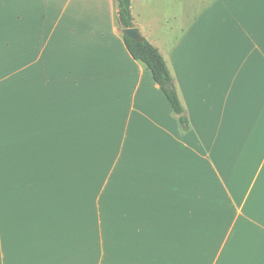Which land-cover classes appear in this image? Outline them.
<instances>
[{
    "label": "crops",
    "instance_id": "0c3cea01",
    "mask_svg": "<svg viewBox=\"0 0 264 264\" xmlns=\"http://www.w3.org/2000/svg\"><path fill=\"white\" fill-rule=\"evenodd\" d=\"M179 2L153 23L151 0L131 9L188 131L129 52L117 0H0V179L45 156H108L115 172L99 212L4 185L0 264H264V0L190 17Z\"/></svg>",
    "mask_w": 264,
    "mask_h": 264
},
{
    "label": "rangeland",
    "instance_id": "374dc122",
    "mask_svg": "<svg viewBox=\"0 0 264 264\" xmlns=\"http://www.w3.org/2000/svg\"><path fill=\"white\" fill-rule=\"evenodd\" d=\"M153 8L147 14L148 21L153 23L158 17L170 9L179 12V0H151ZM203 0H185L182 6L183 17L195 13V6ZM207 0H204V3ZM151 4V3H150ZM151 6V7H152ZM170 7V9H168ZM6 62V61H4ZM41 169L10 172L8 178L0 179V194L4 185L12 190L15 196L42 197L45 211L59 212H99L103 209L101 195L108 193V187L114 183L115 172L107 170L104 165L108 156L87 155L77 156L74 166L67 161H53L44 157Z\"/></svg>",
    "mask_w": 264,
    "mask_h": 264
},
{
    "label": "trees",
    "instance_id": "16d2710c",
    "mask_svg": "<svg viewBox=\"0 0 264 264\" xmlns=\"http://www.w3.org/2000/svg\"><path fill=\"white\" fill-rule=\"evenodd\" d=\"M117 5L121 28L134 27L135 23L131 9L132 0H117ZM123 37L133 58L143 62L151 70L154 80L171 103L181 128L184 131L190 130V121L180 99L175 81L159 49L143 35L141 40L133 39L126 34H123Z\"/></svg>",
    "mask_w": 264,
    "mask_h": 264
},
{
    "label": "water",
    "instance_id": "95a60500",
    "mask_svg": "<svg viewBox=\"0 0 264 264\" xmlns=\"http://www.w3.org/2000/svg\"><path fill=\"white\" fill-rule=\"evenodd\" d=\"M122 31L133 39L141 40L142 35L139 27L123 28Z\"/></svg>",
    "mask_w": 264,
    "mask_h": 264
}]
</instances>
